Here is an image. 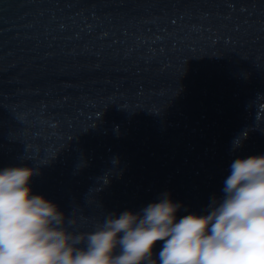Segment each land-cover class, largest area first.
<instances>
[{"label": "water", "instance_id": "water-1", "mask_svg": "<svg viewBox=\"0 0 264 264\" xmlns=\"http://www.w3.org/2000/svg\"><path fill=\"white\" fill-rule=\"evenodd\" d=\"M254 155L264 0H0V170L36 169L69 231L164 193L204 215Z\"/></svg>", "mask_w": 264, "mask_h": 264}, {"label": "clouds", "instance_id": "clouds-1", "mask_svg": "<svg viewBox=\"0 0 264 264\" xmlns=\"http://www.w3.org/2000/svg\"><path fill=\"white\" fill-rule=\"evenodd\" d=\"M239 143L234 142V147ZM221 198L178 221L162 194L139 212L109 213L88 232L65 226L58 206L32 195L36 169L0 170V264H264V155L235 159ZM162 241L158 256L153 249Z\"/></svg>", "mask_w": 264, "mask_h": 264}]
</instances>
